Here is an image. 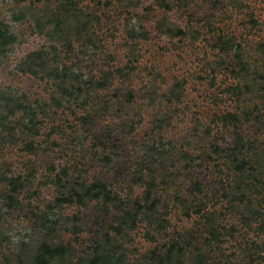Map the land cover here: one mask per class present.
<instances>
[{
    "label": "rangeland",
    "instance_id": "374dc122",
    "mask_svg": "<svg viewBox=\"0 0 264 264\" xmlns=\"http://www.w3.org/2000/svg\"><path fill=\"white\" fill-rule=\"evenodd\" d=\"M0 20V264L42 243L67 248L48 264H264V0H0Z\"/></svg>",
    "mask_w": 264,
    "mask_h": 264
},
{
    "label": "trees",
    "instance_id": "16d2710c",
    "mask_svg": "<svg viewBox=\"0 0 264 264\" xmlns=\"http://www.w3.org/2000/svg\"><path fill=\"white\" fill-rule=\"evenodd\" d=\"M165 8L168 7V5L165 3L163 5ZM178 32H181L180 30ZM14 41V35L10 32L7 24H5L2 20H0V52H4L7 45L11 44ZM35 67H40L41 70L45 69V63L43 61V56L39 55L36 52H32L27 59L23 62V65L21 67V70L23 71H30L32 73L36 72ZM240 147V146H239ZM234 148H238V144L236 143L234 145ZM249 161L245 158L237 160V163L234 167V179L236 181L240 180L243 176V174L248 173L246 170V167H248ZM250 165V164H249ZM255 167L249 166V169L252 171H255ZM235 180H232L234 182ZM99 184H93L91 188H87L84 192V195L86 196H96L98 197L99 194H103L104 197L109 196V191L105 189L103 185L98 186ZM101 187V189L99 188ZM98 188V189H97ZM98 191H94V190ZM101 190V191H100ZM106 191V192H103ZM110 198V197H109ZM66 200V199H64ZM118 233L121 231V227L117 228ZM170 248L167 250V253L174 252L175 251V244L171 243L169 246ZM179 250V248H177ZM67 248L64 245H50L47 243H42L36 252V255L34 257L35 264H48V260L53 259L56 256H61L66 252ZM180 251V250H179ZM178 251V252H179Z\"/></svg>",
    "mask_w": 264,
    "mask_h": 264
}]
</instances>
